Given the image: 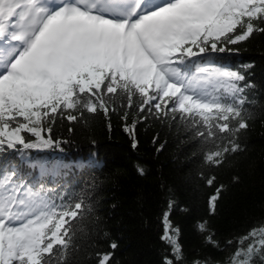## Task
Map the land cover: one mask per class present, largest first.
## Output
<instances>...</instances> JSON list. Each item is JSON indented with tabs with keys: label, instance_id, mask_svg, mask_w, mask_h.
Segmentation results:
<instances>
[{
	"label": "snow or ice",
	"instance_id": "snow-or-ice-1",
	"mask_svg": "<svg viewBox=\"0 0 264 264\" xmlns=\"http://www.w3.org/2000/svg\"><path fill=\"white\" fill-rule=\"evenodd\" d=\"M256 33L264 34V0H0V264H57L82 212V202L57 203L23 182L8 150L51 147L58 142L51 127L42 135L45 121H78L84 111L107 116L120 100V108H136L144 119L190 124L215 148L206 163L218 167L240 150L236 136L249 126L245 91L253 85L214 61L193 72V58L230 52L228 45ZM135 124L125 130L133 133ZM221 188L209 198L213 211ZM169 214L161 239L178 264L183 249ZM198 228L206 231L204 223ZM206 241L216 245L211 234ZM236 243L227 264H254L256 257L264 264V225ZM111 259L97 254L98 264Z\"/></svg>",
	"mask_w": 264,
	"mask_h": 264
},
{
	"label": "trees",
	"instance_id": "trees-1",
	"mask_svg": "<svg viewBox=\"0 0 264 264\" xmlns=\"http://www.w3.org/2000/svg\"><path fill=\"white\" fill-rule=\"evenodd\" d=\"M227 47L230 52L193 58L192 67L196 72L214 61L213 66L237 71L253 85L245 91L249 126L236 136L240 150L228 153L218 167L206 163L205 155L215 148L190 124L179 118L144 119L136 108H120V100L107 116L84 111L78 121H45L42 135L47 138L51 127V139L58 142L51 147L8 150L11 166L30 187L50 193L57 203L61 197L64 203L82 202L69 248L57 254V264H98L97 254L103 253L112 254L111 264L174 260L171 246L161 239L165 212L172 228L179 229L183 258L178 264L197 259L227 264L236 241L264 225V34ZM134 121V132L126 131ZM213 176L209 186L206 181ZM218 188L213 211L209 198ZM201 223L206 231L199 230ZM209 234L215 246L206 241ZM254 264H262L259 257Z\"/></svg>",
	"mask_w": 264,
	"mask_h": 264
}]
</instances>
